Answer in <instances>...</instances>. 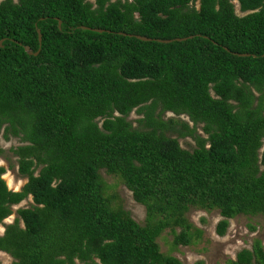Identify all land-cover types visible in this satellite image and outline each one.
<instances>
[{"label":"trees","instance_id":"16d2710c","mask_svg":"<svg viewBox=\"0 0 264 264\" xmlns=\"http://www.w3.org/2000/svg\"><path fill=\"white\" fill-rule=\"evenodd\" d=\"M237 2L242 16L232 0L0 1V135L20 140L28 177L14 192L0 168V226L33 199L0 237L13 264H182L158 240L197 244L191 210L219 211L221 237L264 216V0ZM102 170L144 224L107 196ZM227 264H264L263 243Z\"/></svg>","mask_w":264,"mask_h":264},{"label":"rangeland","instance_id":"374dc122","mask_svg":"<svg viewBox=\"0 0 264 264\" xmlns=\"http://www.w3.org/2000/svg\"><path fill=\"white\" fill-rule=\"evenodd\" d=\"M232 1L236 6L237 14L240 16L244 15L240 12L237 0ZM196 7H199L198 2ZM172 117H175L174 114L168 113L166 115V119ZM138 118L140 117L137 111H133L128 120L137 126L136 121ZM182 118L187 120L185 117ZM202 127L198 126V134L205 136ZM180 144L187 150H193L196 147V141L191 137L181 139ZM21 145L22 143L18 138L5 140L3 132L1 133L0 168H4L5 172L2 178L12 191L22 190L28 182V177L20 174L19 158L13 152L14 149ZM39 171L40 169L36 172V175L39 174ZM100 175L106 186V194L112 198L113 203L129 211L136 222L144 224L147 217L146 208L134 200L132 192L122 179L107 173L106 170H102ZM32 204L33 199L29 197L20 205L14 207L13 215L0 226V237L4 235L6 226L15 222L18 217L17 210L22 207H31ZM188 219L195 227L203 231V236L197 244L189 247H175L170 230H167L158 240L161 252L165 255L176 257L182 264H197L198 262H203V264H227V261L236 259L238 252L243 249H251L255 240H260L264 246V216L262 215L254 217L242 215L230 220L228 231L223 237L219 236L216 231L218 223L222 220L219 211L191 210L188 213ZM251 227L255 229L252 230ZM13 263L14 258L12 256L5 252H0V264ZM95 264H100V262L97 260Z\"/></svg>","mask_w":264,"mask_h":264},{"label":"water","instance_id":"95a60500","mask_svg":"<svg viewBox=\"0 0 264 264\" xmlns=\"http://www.w3.org/2000/svg\"><path fill=\"white\" fill-rule=\"evenodd\" d=\"M60 29H61V22H60ZM84 29H87V28H84ZM95 31H97V32H103V30H95ZM38 34H39V42L42 44V35H41V30H39L38 29ZM138 38L140 39V40H143V41H154L153 39H149V38H147V37H142V36H138ZM185 40H187V38H182V39H176V40H166V41H163V40H160L159 42L160 43H166V44H169V43H172L173 41H179V42H182V41H185ZM3 42H4V40H1L0 41V48H2L3 47ZM26 51L30 54V55H35V56H37L39 53H40V51L41 50H39L38 52H36V53H34L29 47H26ZM239 56H241V57H247V56H249L248 54H240ZM10 189V188H9ZM10 190H12V189H10ZM14 191V190H13ZM21 190H19V191H14V192H20Z\"/></svg>","mask_w":264,"mask_h":264}]
</instances>
